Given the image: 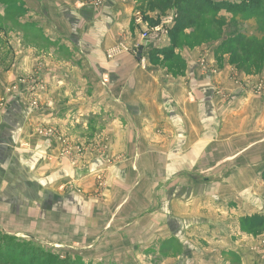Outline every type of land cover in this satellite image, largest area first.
I'll use <instances>...</instances> for the list:
<instances>
[{
  "label": "crops",
  "instance_id": "1",
  "mask_svg": "<svg viewBox=\"0 0 264 264\" xmlns=\"http://www.w3.org/2000/svg\"><path fill=\"white\" fill-rule=\"evenodd\" d=\"M20 1L44 40H9L0 99L36 75L56 113H32L25 95L0 111V224L94 264H132L151 248L159 264H264V231L240 223L264 216V70L247 74L226 55L205 79L192 64L190 80L158 82L133 52L144 29L134 0ZM42 123L86 143L85 160L60 158V142L36 134ZM71 182L90 197L61 193Z\"/></svg>",
  "mask_w": 264,
  "mask_h": 264
},
{
  "label": "rangeland",
  "instance_id": "2",
  "mask_svg": "<svg viewBox=\"0 0 264 264\" xmlns=\"http://www.w3.org/2000/svg\"><path fill=\"white\" fill-rule=\"evenodd\" d=\"M134 1L136 9L133 16L134 21L137 18H141L142 22L147 24L149 21H158L156 18L160 16V13L157 10L150 11L149 9L145 8V11L143 12L140 9V3L137 0ZM216 1L219 3L228 2L237 4L243 0H212V2ZM174 8H177V6ZM170 11L171 10L163 12L164 14L161 15H166ZM173 11L177 15L176 9H173ZM256 14L257 15L252 18V21H246L241 29L244 30V32H250L252 37L256 35L262 39L264 38V0L261 1L260 11H256ZM223 17L225 18L228 16ZM5 19L4 23H0L2 26V29H0V67L3 65L4 61H6L7 53H10L12 50H8V46L10 45L9 40H22V42L24 41L26 44H29L30 42L34 48H39V46L43 44L42 42L44 40L42 31L36 26L35 23L29 22L25 16L19 17L16 15L15 17L13 16L12 19ZM18 23L20 24L18 25ZM204 26V20H201L198 25L192 26L189 28V30L183 32V34H176V36H173V34L172 37H170L169 32L172 29L171 28L157 48L149 47L145 49L143 55L147 57L146 64L143 67L140 66V64L139 66L143 70H146V68H149V64L152 65L155 71L154 73L157 75L155 76L156 79L158 82H162L177 81L181 79L190 80L189 68L193 64L196 68L195 76L198 75L199 79H205L208 73H213V71L216 72L219 70L223 64V59L226 54L222 55L219 51H217V48L221 42L220 39L208 40L206 42L203 36ZM209 42L217 43V46ZM207 43L210 44L208 47H206ZM27 77L28 76H19L18 79ZM36 78L39 79L38 76ZM104 80L107 82L109 79H107V77H103L102 81L104 82ZM44 84L47 90L46 96L40 98L37 97L39 109L38 111L31 112L52 120L54 119L56 113V103L53 94L50 92L51 90L49 89V85H47L48 83L46 84L44 82ZM10 85L11 84L3 89L4 95L0 99L4 100L5 104H7L8 98L10 96L9 94H6V89L9 88ZM29 98L32 101H37V98ZM47 102H51L52 106L47 107ZM47 126H50V128L53 130L56 129L53 123H42L36 127V134L38 128H45ZM58 133L65 142L67 141L69 143L68 145L72 146L73 148L75 147V149L80 152L78 163L79 161L83 162L87 153L86 143L83 144L76 142L72 140L68 134L62 135L60 132ZM61 187H63V189L59 188L61 193H66L70 196L84 195L85 197H90L89 192H85L83 187L75 185L74 182H71L70 184H63ZM19 234V230L8 231L6 226L0 224V264H94L93 261H86L83 257L77 255V253H73L68 249H61L60 246H56L51 242L49 243L50 240L48 239L46 240L43 237L34 236L32 233ZM263 241L264 239L261 240L262 246H264ZM169 251V245L158 250L163 258H166V256L169 254ZM154 252L155 250L151 248L147 251L145 256L142 255V258L132 259V264H159V261L162 259V257L160 258L155 256Z\"/></svg>",
  "mask_w": 264,
  "mask_h": 264
},
{
  "label": "trees",
  "instance_id": "3",
  "mask_svg": "<svg viewBox=\"0 0 264 264\" xmlns=\"http://www.w3.org/2000/svg\"><path fill=\"white\" fill-rule=\"evenodd\" d=\"M137 1L140 3V9L143 12L147 8L150 11L157 10L160 14H164L163 12L176 9L177 17L174 26L169 32L170 37L173 34V36L183 34V32L189 30L192 26L198 25L201 20H204V39L206 42L208 40L220 39L221 42L217 51L222 55H228V63L231 66L238 70H244L247 74L264 70V38L261 39L256 35L252 37L247 33L237 32L238 25L244 24L246 21H252V18L257 15L256 11H260L262 0H243L237 4L212 2V0ZM175 6L177 8H174ZM1 7L3 13L0 14V23H4L6 17L12 19L13 16L24 17L26 14L20 0H0ZM222 12L231 15V19L227 20L223 16H220ZM149 24L155 25L156 22L149 21ZM223 28H227L229 31L228 36L225 38H222ZM0 29H2L1 25ZM261 176L264 181V172ZM240 223L241 230L248 234L258 235L264 231L263 215L258 214L251 217H243Z\"/></svg>",
  "mask_w": 264,
  "mask_h": 264
},
{
  "label": "built area",
  "instance_id": "4",
  "mask_svg": "<svg viewBox=\"0 0 264 264\" xmlns=\"http://www.w3.org/2000/svg\"><path fill=\"white\" fill-rule=\"evenodd\" d=\"M105 0H94L92 3V6L94 8H98L104 4ZM176 13L171 10L166 15H161L156 18V24L155 25H149L147 23H143L141 18H137L135 21L138 25H142L144 27L143 31L140 33L139 40H141L142 44H139L138 46H135L133 48V52L135 54H139V64L140 66H145L147 57L143 55V52L146 48L152 47L157 48L161 44V41L164 39V36L167 35L168 31L172 28L174 25V21L176 20ZM120 49L111 50L108 52L107 57L109 59H113L115 57V54L120 53ZM37 76H28L27 78H16L13 83L9 86V88L6 89V94H9L10 96H16L21 97V95L27 96V105L28 108H30L31 111H38V98L46 96V86L44 84V81H42L41 78H36ZM106 80H104L105 82ZM29 97L37 98V101L30 100ZM5 103L4 100H0V111L4 108ZM51 102H47V107H51ZM37 134L39 136L45 137V138H55L57 139L61 144V150H60V158L62 159H68L70 161H76L78 160L80 156V152H78L75 147L68 145L69 143L65 142L64 139H62L59 136V133L57 130H53L50 128V126H47L45 128H38ZM63 189V187H60ZM264 243V241H263Z\"/></svg>",
  "mask_w": 264,
  "mask_h": 264
},
{
  "label": "water",
  "instance_id": "5",
  "mask_svg": "<svg viewBox=\"0 0 264 264\" xmlns=\"http://www.w3.org/2000/svg\"><path fill=\"white\" fill-rule=\"evenodd\" d=\"M138 56H139V54H138ZM204 100H205L204 102H208V101H209V99H208V98H205ZM81 173H82L81 171H78V172L76 173V178H77V179H79V178H80V176H81Z\"/></svg>",
  "mask_w": 264,
  "mask_h": 264
}]
</instances>
